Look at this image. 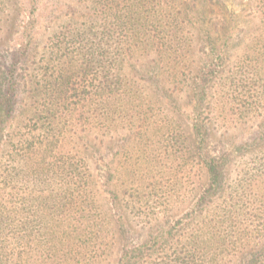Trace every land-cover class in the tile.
I'll use <instances>...</instances> for the list:
<instances>
[{"label": "trees", "instance_id": "1", "mask_svg": "<svg viewBox=\"0 0 264 264\" xmlns=\"http://www.w3.org/2000/svg\"><path fill=\"white\" fill-rule=\"evenodd\" d=\"M81 1L85 21L77 26L71 17L54 34L45 59L40 125L9 152L15 109L28 85L17 68L28 60L31 31L9 56L13 61L0 68V264H99L100 250L114 236L120 241L115 264H228V254L238 252L249 221L256 220L255 201L244 187L216 207L227 153L211 151L213 132L201 111L207 101L211 117L208 99L215 87L226 99L222 111L242 90L251 99L247 111H261L264 0H256L254 25L230 11L229 0ZM183 108L192 111L194 152L205 182L183 213L136 240L115 190L116 169L109 174L113 189L102 193L91 163L105 137L134 135L142 111ZM169 131L176 142L184 134L185 144V132L172 124ZM122 155L129 161L130 152ZM157 196L164 204L174 195Z\"/></svg>", "mask_w": 264, "mask_h": 264}, {"label": "rangeland", "instance_id": "2", "mask_svg": "<svg viewBox=\"0 0 264 264\" xmlns=\"http://www.w3.org/2000/svg\"><path fill=\"white\" fill-rule=\"evenodd\" d=\"M257 4L256 0H229L228 8L235 11L242 21L249 20L250 25H254ZM33 5L37 9L32 20L34 23L30 25L28 20L32 17ZM86 11V3L81 0H0V68L2 62L10 60L9 56L22 46L24 34L33 33L28 60L18 63L19 80L22 83L27 81L28 85L19 96L16 120L12 124L13 137L8 141L7 152L15 147L20 137L40 125L37 114L42 113L38 107L43 106L44 95L39 91L45 84L41 75L45 59L48 62L52 55L54 34L73 16L77 17V26H81L86 19ZM204 72L207 71L204 69ZM217 90L213 88L208 99L213 109L211 117H208L207 101L201 111L207 125L212 128L211 151L215 155L227 153L224 191L219 194L222 197H217L216 207L225 200L231 202L237 198L238 191L245 187L253 196V213H256L255 222L250 220L249 227L243 225L248 227V237L234 256L228 254V264H251L249 261L253 259L261 262L264 261V102L261 111H247L251 99H247L242 90L229 106V111H222L226 99ZM142 113H145L142 119H134V135L130 138L105 137V142L99 143L100 151L94 158L95 162L91 163L102 193L105 189H113L114 178L109 179V174L116 169L115 190L121 196L127 225L136 240L159 228L171 215L183 213L206 178L194 152L192 111H184V108L181 111L156 109ZM172 116L175 119H170ZM171 124L186 133L185 144L184 134L182 138L176 136L181 140L176 142L169 131ZM98 127L99 124L93 126L95 129ZM258 132L261 134L256 135ZM34 133L37 134L38 130ZM187 147L190 151L185 152ZM124 149L131 153L129 161L122 155ZM162 193L174 196L161 204L157 195ZM100 252L102 261L99 264H115L120 252L119 238L114 236L109 246H104Z\"/></svg>", "mask_w": 264, "mask_h": 264}]
</instances>
